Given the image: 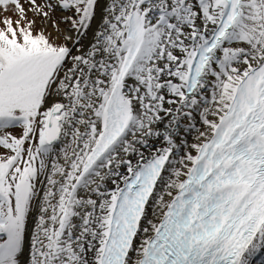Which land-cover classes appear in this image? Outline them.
I'll return each instance as SVG.
<instances>
[{
  "label": "snow or ice",
  "instance_id": "snow-or-ice-1",
  "mask_svg": "<svg viewBox=\"0 0 264 264\" xmlns=\"http://www.w3.org/2000/svg\"><path fill=\"white\" fill-rule=\"evenodd\" d=\"M0 13V264H264V0Z\"/></svg>",
  "mask_w": 264,
  "mask_h": 264
},
{
  "label": "rangeland",
  "instance_id": "rangeland-1",
  "mask_svg": "<svg viewBox=\"0 0 264 264\" xmlns=\"http://www.w3.org/2000/svg\"><path fill=\"white\" fill-rule=\"evenodd\" d=\"M22 2L25 3V5L27 6V0H22ZM0 15H2V13H0ZM29 17H30V18L32 17V13H29ZM36 27H37V28L42 27V25H41V23H40L39 20H37V25H36ZM47 31H48V32H52V31H53L51 24L48 25Z\"/></svg>",
  "mask_w": 264,
  "mask_h": 264
}]
</instances>
